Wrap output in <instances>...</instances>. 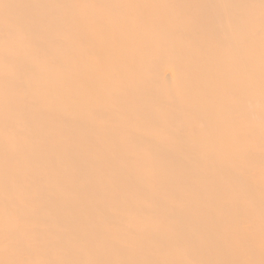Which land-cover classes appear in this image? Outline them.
Returning a JSON list of instances; mask_svg holds the SVG:
<instances>
[{
  "label": "bare ground",
  "instance_id": "obj_1",
  "mask_svg": "<svg viewBox=\"0 0 264 264\" xmlns=\"http://www.w3.org/2000/svg\"><path fill=\"white\" fill-rule=\"evenodd\" d=\"M0 264H264V0H0Z\"/></svg>",
  "mask_w": 264,
  "mask_h": 264
}]
</instances>
